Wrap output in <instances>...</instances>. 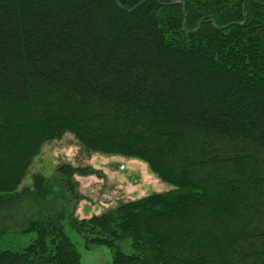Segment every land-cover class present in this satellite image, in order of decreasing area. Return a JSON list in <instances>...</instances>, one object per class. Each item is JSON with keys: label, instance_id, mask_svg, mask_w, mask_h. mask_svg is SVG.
Here are the masks:
<instances>
[{"label": "trees", "instance_id": "trees-1", "mask_svg": "<svg viewBox=\"0 0 264 264\" xmlns=\"http://www.w3.org/2000/svg\"><path fill=\"white\" fill-rule=\"evenodd\" d=\"M171 1L0 0V207L72 132L175 186L69 215L87 247L112 264H264V0ZM80 170L59 167L72 192ZM45 183L30 191L35 238L0 264H81Z\"/></svg>", "mask_w": 264, "mask_h": 264}, {"label": "rangeland", "instance_id": "rangeland-1", "mask_svg": "<svg viewBox=\"0 0 264 264\" xmlns=\"http://www.w3.org/2000/svg\"><path fill=\"white\" fill-rule=\"evenodd\" d=\"M62 165L81 169L72 176L75 182L73 192L59 171ZM37 174L45 177L46 188L53 191L57 210L61 208L66 212L65 229L81 252V264H112L114 252L105 245L91 244L87 247L85 237L70 223L68 218L71 215L79 220L89 219L115 208L121 202L175 188L173 184L163 181L147 161L89 150L72 132H67L60 139L44 142L40 152L32 159L18 190L1 204L0 229L6 226L10 229L1 235L0 249L22 250L36 236L34 232L23 230L27 221L36 216L30 191H34V177ZM120 246L128 254L134 251L131 238L122 240Z\"/></svg>", "mask_w": 264, "mask_h": 264}, {"label": "water", "instance_id": "water-1", "mask_svg": "<svg viewBox=\"0 0 264 264\" xmlns=\"http://www.w3.org/2000/svg\"><path fill=\"white\" fill-rule=\"evenodd\" d=\"M145 1H146V0H145ZM178 1H182V0H173V1H171V2H167V4L175 3V2H178ZM182 2H183V1H182ZM136 6H137V5H136ZM136 6H134V7L131 8L130 10L134 9ZM184 7H185V4H184ZM244 14H245V16H246V10H245V9H244ZM211 21L213 22L214 26H216V23H215V21H214L213 18H211ZM186 24H187V18L184 19L183 26H184V30H186V31H190V30L187 28ZM200 24H201V23H199L197 29H194V30H192V31L194 32V31L198 30V29L200 28Z\"/></svg>", "mask_w": 264, "mask_h": 264}, {"label": "crops", "instance_id": "crops-1", "mask_svg": "<svg viewBox=\"0 0 264 264\" xmlns=\"http://www.w3.org/2000/svg\"><path fill=\"white\" fill-rule=\"evenodd\" d=\"M2 239V238H1Z\"/></svg>", "mask_w": 264, "mask_h": 264}]
</instances>
